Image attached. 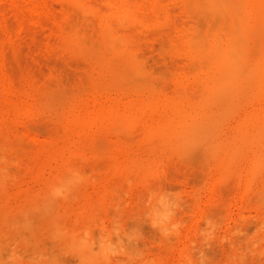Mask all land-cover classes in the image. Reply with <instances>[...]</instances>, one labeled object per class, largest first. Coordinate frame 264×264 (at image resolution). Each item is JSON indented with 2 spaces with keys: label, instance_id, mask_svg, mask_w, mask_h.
<instances>
[{
  "label": "rangeland",
  "instance_id": "374dc122",
  "mask_svg": "<svg viewBox=\"0 0 264 264\" xmlns=\"http://www.w3.org/2000/svg\"><path fill=\"white\" fill-rule=\"evenodd\" d=\"M204 3L0 0V264H264V84L212 90Z\"/></svg>",
  "mask_w": 264,
  "mask_h": 264
},
{
  "label": "bare ground",
  "instance_id": "6f19581e",
  "mask_svg": "<svg viewBox=\"0 0 264 264\" xmlns=\"http://www.w3.org/2000/svg\"><path fill=\"white\" fill-rule=\"evenodd\" d=\"M204 6L206 7V9H204L203 11L206 13V15L208 14V16H209L210 11H212L213 13L216 14V15L213 14L215 16L213 17L214 22L211 21L212 24L216 23V21H218V19H219V23L221 24V21H220L221 20L220 16H221L223 21H225V22H223V25H226L225 27H227L226 31L225 32L223 31V33L225 35L224 45L220 46V47H218L219 46L218 45L215 48H211L209 51V59H208V63H209L208 66H209V70H210L209 80L211 83L210 87L212 88V90H214V91L215 90L230 91V95H232V94L237 95L239 93L242 94V92H244L247 87H250V86L257 87V88L261 87L264 84V53H261V55H259V57L253 61H251L249 59V57L247 56V54H246L247 43H246V39H245L246 37L242 33V26H240L239 24H234L231 21V17H232L234 10L232 8L230 0H205ZM239 7L240 6L236 7L237 12L239 11ZM207 9L209 10L208 12H207ZM241 10H242V8H240V11ZM243 11L244 10H242L241 13ZM205 13H203V14H205ZM218 16H219V18H218ZM223 25L220 28H223ZM213 26H215V24ZM218 28L213 27V29L211 28V30L218 29ZM103 33H104L105 39H107L108 41H111L113 43V45L115 44V46H116L117 42H115V43L113 42L116 35L114 37V35L111 31V28H109V26L104 29ZM197 33H195V34L197 35ZM218 33H219V31H218ZM195 34H193V35L195 36ZM192 36H191V38H192ZM219 36L223 37L222 33H221V35L219 34ZM219 36L217 35L216 38H220ZM204 38H205V40H204ZM206 38H207V35L205 37L202 36L203 40L201 38H198V40H199L198 42H200L199 48L205 49L201 43H204V44L206 43L204 46H207L208 43H207ZM118 39L119 38H117L115 41H117ZM111 46H112V44H111ZM118 46H120V44H118ZM107 50H109V46L107 47ZM104 51L105 50H103V52ZM198 51L205 53L204 50L202 51V50L198 49ZM120 54H122V52H120ZM257 54H259V53L257 52ZM127 57H128V61L130 63L134 64L133 63L134 61L132 60V58L130 56H127ZM202 65H204V64H202ZM205 65H206V63H205ZM191 131H193L192 132L193 134H197L198 136L205 135V133H207L208 135L210 133L212 134V132H210V130H208V129L204 132L203 129L201 128V126H199V127L194 126L191 129ZM260 133H261V131L258 130L256 134H260ZM202 138L206 139L205 136ZM196 144H197V142L195 143V145ZM178 147H179V144H178ZM206 148H207V145H206ZM59 186H60V184H59ZM55 188L56 189H54V191L58 190V188H60V187L56 186ZM159 211L160 210H158V212Z\"/></svg>",
  "mask_w": 264,
  "mask_h": 264
}]
</instances>
